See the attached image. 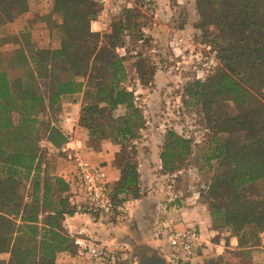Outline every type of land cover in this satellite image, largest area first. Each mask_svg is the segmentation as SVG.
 Masks as SVG:
<instances>
[{"label": "trees", "instance_id": "trees-1", "mask_svg": "<svg viewBox=\"0 0 264 264\" xmlns=\"http://www.w3.org/2000/svg\"><path fill=\"white\" fill-rule=\"evenodd\" d=\"M47 1L50 12L45 19L50 36L59 44L38 48L23 32L15 38L14 49L0 53V65H5L0 69V252L10 253L7 263L0 260V264H57L60 252H76L74 240L63 233L60 225L63 213H73L74 208L67 209V194L56 199L52 191V183L62 192L69 190V184L59 177L53 181L50 176L41 179L38 173L43 153L39 132L44 130L58 149L67 141V136L55 126L63 95L83 90V99L90 96L92 101L81 107L80 120L89 133L112 135L121 146H127L142 126L132 94L121 86L126 77V45L118 37L122 26H113L107 36L108 45L98 46V34L89 30L95 10L89 0ZM207 1L211 8L200 24L219 27L220 42L215 46L224 69L207 82L196 80L189 93L205 101V110L215 102L248 108L230 119V124L241 132L238 139L219 141L214 137L207 159L220 160L225 167L210 184L207 203L214 226L228 227L237 238V245L246 250L241 252L240 260H251L252 256L259 264V258L264 259L260 238L254 237L256 243L252 245L256 248L252 249L242 241L241 232L251 228L264 232V199L252 200L244 194L248 184L264 182V104L258 98L264 87V0ZM26 4V0H0L4 15H0V24L22 12ZM58 15L60 21L56 20ZM64 66L69 71H63ZM97 68L108 71V76L89 79V71ZM9 70H19L23 76L18 92ZM45 82L46 95L41 91ZM119 106L126 112L114 117L113 111ZM46 110L49 114L42 119ZM97 118H106V125L97 123ZM190 153L187 139L167 131L159 154L162 173L174 171L176 158ZM120 174V179L111 185L115 206L123 205L129 196L138 198L141 194L137 166L127 155L120 165ZM18 214L20 223L15 221ZM198 257L196 252L192 258H179L170 264H200ZM204 262L215 264L211 260ZM116 264L129 263L122 258Z\"/></svg>", "mask_w": 264, "mask_h": 264}, {"label": "rangeland", "instance_id": "rangeland-1", "mask_svg": "<svg viewBox=\"0 0 264 264\" xmlns=\"http://www.w3.org/2000/svg\"><path fill=\"white\" fill-rule=\"evenodd\" d=\"M89 2L95 9L91 14L89 30L98 34V46L108 45L107 36L111 35L113 26L121 25L122 30L126 29L118 32L119 39L123 38L126 45L123 61L126 77L121 86L132 94L133 105L141 114L142 125L137 129L135 136L129 139V144L121 146L118 138L115 139L112 135L89 133L87 125L80 120L82 112L80 110L78 122L85 127L91 144L99 140H110L117 149L115 163L118 166L127 155V158L136 164L137 169L139 164L144 163L146 166L150 165L153 173H158L144 181H141L139 173L140 196L146 195V191L153 189L152 192L157 197V201L166 202L168 199L171 203L181 204L179 200L181 199L184 201V206H190L188 211L180 212L181 226L196 225L201 244L197 249L199 255L197 259L202 260L200 264H205L204 261L209 260L215 264H240L241 262L242 264H258L252 256L251 260L250 257H242V261L240 260L241 252L246 250L237 245V238L232 236L228 227L214 226L207 203L209 202L208 188L214 177L225 167L221 165L220 160L207 159L213 147V141L215 138L219 141H225L228 138L238 139L241 132L234 124H230V119L248 109L231 102H215L208 106V110H205V101L197 100L189 93L196 80L207 82L206 80L217 71L224 69L215 46L220 42L219 27L215 24L202 27L200 24L205 14L210 11V2L207 0H126L121 5L119 13L110 15L104 27H101L98 22L94 23V20H99L100 8L94 0ZM56 20L60 21L61 16L58 15ZM57 43L59 44V40ZM4 68L3 63L0 69ZM62 69L69 71L68 66ZM144 71L146 74L143 75ZM8 72L12 74V79L15 80L14 89L18 92L21 90L23 76L19 70ZM108 74V71L97 68L90 70L88 77L94 80L105 78ZM41 91L47 94L48 82L42 83ZM258 98L264 104V87L261 88ZM91 101L92 98L89 96L83 99L82 105ZM125 112L126 109L119 106L113 111V116L119 117ZM48 114L46 110L40 117L46 119ZM52 117H55V114ZM56 118L61 120L59 114H56ZM96 121L102 123V126H105L107 122L106 118H97ZM167 131L187 139L191 153L176 158L174 171L162 173L160 167L157 168L155 160L158 161V165H161L159 154ZM45 137L44 130L40 131L43 161L50 163L58 155L67 154L60 149H47L43 141ZM143 182L145 185L141 188ZM244 194L252 200L264 199V182L248 184ZM171 216L167 213V216L161 219L162 224L159 223L155 227L157 233L163 234L171 230L169 221ZM255 230L251 228L243 234L241 232L242 241L252 249L256 248L253 246L256 243L254 237H259V244L264 246V232ZM145 246L150 248L151 244L145 240L140 243H131L125 250L116 249L112 264H115L117 260L121 261L122 258L129 264H136L137 256ZM251 248L249 251L252 250ZM86 257L89 259L87 253ZM259 259L261 260L259 264H264V259L261 257Z\"/></svg>", "mask_w": 264, "mask_h": 264}, {"label": "crops", "instance_id": "crops-1", "mask_svg": "<svg viewBox=\"0 0 264 264\" xmlns=\"http://www.w3.org/2000/svg\"><path fill=\"white\" fill-rule=\"evenodd\" d=\"M26 8L15 14L11 20H5L0 24V53L3 51L14 49L15 38H19V34L27 32L30 40L35 43L38 48H54L58 45L57 40L50 36L48 28V21L45 15L50 12L49 3L47 0H26ZM0 15L4 16L0 11ZM83 104V90L81 92L66 94L61 97V112L59 113L61 120L56 122L57 126L64 135L67 136V141L61 148V152H67L66 155H58L54 161L47 163L41 162V170L38 171L41 179L44 176H50L53 181L54 178L59 177L65 183L69 184V190L62 192L57 184L52 183V191L56 199L60 195L67 194L69 196V208L72 210V202L78 200L77 179L75 177V169L73 160L69 155L77 152L82 157L93 164L102 165L106 170L107 179L110 185L114 184L120 179V166L115 163L116 147L110 140H99L91 144V140L85 131V127L78 122V116ZM44 145L49 150L57 149L48 140L44 138ZM74 150V151H73ZM79 150V152H78ZM80 155V156H81ZM157 162V168L158 161ZM139 164V173L141 174V181L149 179L153 175L150 165ZM163 175V174H160ZM149 177V178H148ZM145 183L143 182V186ZM28 187V185H27ZM51 191V192H52ZM153 191V189H152ZM151 190L146 191V195L138 198L129 196L123 206V218L117 222L109 223L100 218H94L88 213L74 212L63 213V218L60 220V225L64 234L69 239L74 240L76 252H60L56 258L57 264L77 263L90 264L86 257V252L76 244V240L82 243L91 244L98 242L106 245L109 249L114 251L125 250L132 243H140L147 240L149 244L152 242L153 225L158 217H165L167 213L172 216L169 219H174L176 225L181 226L180 212H186L190 206H184V201L179 199L182 203H171L166 199V202L157 201L154 193ZM166 198V197H165ZM190 199V198H189ZM196 203V201H194ZM162 206V207H161ZM161 210H164L163 212ZM51 212V211H49ZM48 211L44 212V216ZM16 223H20V215L15 219ZM125 246V247H124ZM10 257L9 252H0V260L7 263ZM64 257L63 259H60ZM88 260H87V259Z\"/></svg>", "mask_w": 264, "mask_h": 264}, {"label": "built area", "instance_id": "built-area-1", "mask_svg": "<svg viewBox=\"0 0 264 264\" xmlns=\"http://www.w3.org/2000/svg\"><path fill=\"white\" fill-rule=\"evenodd\" d=\"M100 8L98 22L101 27L106 26L110 15L119 13L121 5L126 0H94ZM69 157L73 160L75 177L77 179L78 200L72 202L74 212L88 213L94 218H100L114 223L123 218V205L115 206L111 197L112 188L108 182L106 170L102 165L93 164L75 152ZM196 198V197H195ZM178 205V204H177ZM163 217H158L153 225L152 247L170 264L179 258H192L201 246L199 231L195 226L179 227L174 219H170L171 230L157 233L155 227L161 223ZM162 224V223H161ZM89 256L90 264H112L114 250L106 245L94 242L86 244L75 241ZM118 261V260H117ZM115 261V264L117 263Z\"/></svg>", "mask_w": 264, "mask_h": 264}, {"label": "water", "instance_id": "water-1", "mask_svg": "<svg viewBox=\"0 0 264 264\" xmlns=\"http://www.w3.org/2000/svg\"><path fill=\"white\" fill-rule=\"evenodd\" d=\"M150 252V253H148ZM136 264H168L167 260L160 255L155 248L147 246L142 248L139 256H137Z\"/></svg>", "mask_w": 264, "mask_h": 264}]
</instances>
